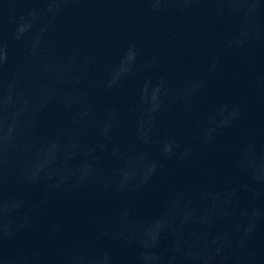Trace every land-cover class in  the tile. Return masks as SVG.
Listing matches in <instances>:
<instances>
[{"label": "water", "instance_id": "obj_1", "mask_svg": "<svg viewBox=\"0 0 264 264\" xmlns=\"http://www.w3.org/2000/svg\"><path fill=\"white\" fill-rule=\"evenodd\" d=\"M0 68V155L38 181L0 176V233L30 225L0 264H264L263 22L196 0H0Z\"/></svg>", "mask_w": 264, "mask_h": 264}, {"label": "clouds", "instance_id": "obj_2", "mask_svg": "<svg viewBox=\"0 0 264 264\" xmlns=\"http://www.w3.org/2000/svg\"><path fill=\"white\" fill-rule=\"evenodd\" d=\"M60 2L67 5L71 3L72 0H60ZM59 11L60 10L58 9V12ZM69 64L76 65L75 59L73 58L72 60H70ZM91 67H92L91 62H88L84 64L83 66H79L78 68H73L71 75L77 86L81 85L86 80L88 76V72L91 69ZM215 67L216 65L212 66L213 70L215 69ZM0 69H3V68H0ZM163 83L164 81L163 79H161V85H163ZM181 98L187 99L186 96H182ZM232 112L234 113V121L239 120L241 118L242 113L239 108H232ZM229 126H231V122L222 125V127H229ZM213 131H215V129H213ZM193 140L194 141L199 140V142L201 143H209L211 141V137L193 135ZM176 149H177L176 153L170 152L168 154L169 158L178 154V158L180 159H190L194 155L193 149L190 146H181L177 144ZM13 172H15L18 182L24 185L25 187H32L36 183H38V181H35L30 176L27 169L19 166V164L16 162V159H15L14 147L8 146L4 149L2 155H0V176H3V178L6 180L10 174H13ZM0 186H3V185L0 184ZM84 187H86V184L84 183H72L68 186L70 190H75V191L82 190ZM55 191L57 190H53V192ZM48 195L49 193L46 192L45 199L42 201V206L47 205ZM20 203H21V206H23V200H21ZM30 215H31L30 211L26 213V216H30ZM29 226L30 225L26 221L24 224H21L13 229L0 233V238H11L17 235L21 230L28 228Z\"/></svg>", "mask_w": 264, "mask_h": 264}]
</instances>
